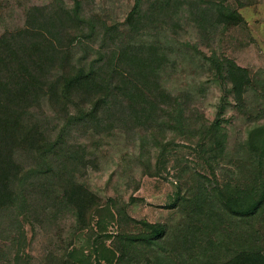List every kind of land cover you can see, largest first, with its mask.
I'll return each instance as SVG.
<instances>
[{"label":"trees","instance_id":"obj_1","mask_svg":"<svg viewBox=\"0 0 264 264\" xmlns=\"http://www.w3.org/2000/svg\"><path fill=\"white\" fill-rule=\"evenodd\" d=\"M183 21L207 35L219 24H239L242 16L236 10L219 11L213 3L200 6L197 0H135L120 29L84 15L79 0L72 6L55 0L50 6L29 7L23 27L0 35V216L15 209H20L16 215L27 216L40 199L67 207L77 226L86 228L100 203L76 179L77 167L85 166L84 147L69 137L76 129L104 137L114 130L163 128L170 122L180 130L188 124L198 136L197 152L215 161L225 152L223 123L230 106L252 126L243 179L220 204L242 222L264 214V76L255 78L224 56H205L202 65L222 91L216 117L203 122L197 106L184 114L188 93H172L164 86L168 71L178 60L186 62L184 52L190 49L183 52L167 33ZM95 39L101 47L92 57ZM77 46L82 54H75ZM49 116L54 127H48ZM143 224L145 232L130 239V246L155 245L165 238V225ZM191 234L180 241L186 244L175 262L165 256L159 263L264 264V242L259 251L221 256V249Z\"/></svg>","mask_w":264,"mask_h":264},{"label":"rangeland","instance_id":"obj_2","mask_svg":"<svg viewBox=\"0 0 264 264\" xmlns=\"http://www.w3.org/2000/svg\"><path fill=\"white\" fill-rule=\"evenodd\" d=\"M53 1L0 0V35L23 27L29 7L50 6ZM79 1L84 15H95L120 29L125 27V17L135 2ZM62 2L72 6L73 0ZM197 2L200 6L213 3L223 12L236 10L242 16L239 24H219L207 35L185 21L176 30L168 28L167 33L180 42L183 52L190 49L184 52L186 62L178 60L179 64L168 71L164 86L172 93H188L184 114L188 116L197 106L203 122L211 123L222 91L207 65H202L205 56H224L245 67L253 77H263L264 0ZM90 45L94 46V57L101 47L100 39ZM75 54H82L79 46ZM224 117L226 148L215 161L197 152L198 136H193L188 124L179 126L180 130L172 128L171 122L163 128L114 130L104 137L76 129L70 141L85 149V166L77 167L76 179L99 197V207L94 208L86 228L77 226L67 207L56 208L40 199L33 202L27 216L16 215L20 209L1 215L0 264H160V260H167L165 256L175 262L176 255L184 252L185 242L180 241L193 232L199 239L210 241L209 247L221 249V256L259 251L264 242V214L242 222L220 204L227 194L236 193L238 180L243 179L246 138L252 126L231 106ZM49 119L48 127H54L53 118ZM145 222L165 225V238L155 245L130 246V239L145 232ZM257 231L263 232L262 243ZM246 232L255 234L247 237Z\"/></svg>","mask_w":264,"mask_h":264}]
</instances>
